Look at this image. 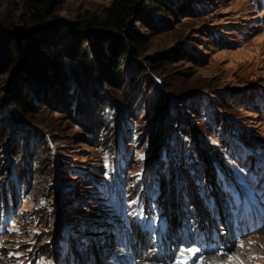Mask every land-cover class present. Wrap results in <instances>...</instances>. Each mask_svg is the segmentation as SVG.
<instances>
[{
  "label": "rangeland",
  "instance_id": "rangeland-1",
  "mask_svg": "<svg viewBox=\"0 0 264 264\" xmlns=\"http://www.w3.org/2000/svg\"><path fill=\"white\" fill-rule=\"evenodd\" d=\"M111 1L69 0L57 14L70 21L102 15ZM170 2V10H151L152 24L137 2L132 21L147 47L135 82L129 72L107 80L96 66L68 104L35 99L30 114L0 109V229L7 235L0 264H53L58 252L61 264H74L73 247L97 249L86 234L96 236L98 250L108 245L102 258L117 264L111 255L127 252L117 251L116 231L106 227L117 219L115 192L130 203L142 197L164 205L174 227L181 204L193 208L186 193L198 197L197 179H246L253 162L264 161V0ZM2 24L31 26L24 0H0ZM9 82L0 76L1 98ZM185 221L196 227L193 216ZM248 234L235 235L231 253L210 257L264 264V225ZM138 259L133 264H150Z\"/></svg>",
  "mask_w": 264,
  "mask_h": 264
},
{
  "label": "trees",
  "instance_id": "trees-1",
  "mask_svg": "<svg viewBox=\"0 0 264 264\" xmlns=\"http://www.w3.org/2000/svg\"><path fill=\"white\" fill-rule=\"evenodd\" d=\"M24 1L32 15L31 26L17 31L0 25V76L10 77L9 84L1 88L4 95L0 97V109L30 114L35 99L64 100L68 104L96 66L112 82L123 79L126 72L134 82L142 75L140 59L147 39L136 31L132 21L141 0H112L102 15L88 14L72 21L57 14L69 0ZM142 4V13L152 24L157 19L151 10H170L172 2L142 0ZM90 84L98 92L95 83ZM16 122V116L9 112L8 124Z\"/></svg>",
  "mask_w": 264,
  "mask_h": 264
},
{
  "label": "built area",
  "instance_id": "built-area-1",
  "mask_svg": "<svg viewBox=\"0 0 264 264\" xmlns=\"http://www.w3.org/2000/svg\"><path fill=\"white\" fill-rule=\"evenodd\" d=\"M109 222V221H108ZM106 225V224H105ZM106 227L108 228V229H110V227H111V224H110V222H109V224H107L106 225ZM106 229V228H105ZM77 233L78 232H74V231H72V237L71 236H69L70 238H73V240H75V241H79V240H77L78 238H77ZM103 237H105L106 238V240H108L109 241V235H102ZM6 237H7V235L6 236H3V237H0V246L3 244V242L6 240ZM90 236L89 235H87L86 234V238L88 239ZM76 242V243H77ZM82 245V247H85L84 249H85V254L82 256H80V259H81V261H82V264H91V262H94L93 260H92V258H94V254H92V256L90 255V253H89V251H87V247L85 246L86 245V243H83V244H81ZM109 245H110V243H109ZM108 247V245H106L105 247H103V249L104 248H107ZM60 252H58L57 253V255L59 254ZM56 255V256H57ZM105 255V254H104ZM104 257V256H103ZM111 258H112V255H111ZM97 259V258H96ZM96 264H108L109 263V261L106 259V257H105V259H103V258H101L100 260H97L96 262H95ZM110 264V263H109Z\"/></svg>",
  "mask_w": 264,
  "mask_h": 264
},
{
  "label": "bare ground",
  "instance_id": "bare-ground-1",
  "mask_svg": "<svg viewBox=\"0 0 264 264\" xmlns=\"http://www.w3.org/2000/svg\"><path fill=\"white\" fill-rule=\"evenodd\" d=\"M180 204V201H179V199H178V201H177V205H179ZM181 213H183V215L186 213L185 212V210L184 209H181L180 207L178 208V214L180 215V216H182V214ZM176 218H177V215H175V219H173V221H175L176 220ZM205 227V226H204ZM176 238V237H175ZM173 243V242H172ZM237 253H238V251H237ZM85 254V252H82V255H84ZM241 255H242V252H239V256L241 257ZM149 257H150V259H155V260H157L156 258H155V253H154V249L152 250L151 249V251L149 252V255H148ZM215 256V255H214ZM217 256H219V255H217ZM224 257V256H223ZM148 259V258H147ZM225 260H228V259H225V258H217V259H213V258H209L208 259V261H206V262H204L203 264H223L224 262H225ZM225 264V263H224Z\"/></svg>",
  "mask_w": 264,
  "mask_h": 264
},
{
  "label": "snow or ice",
  "instance_id": "snow-or-ice-1",
  "mask_svg": "<svg viewBox=\"0 0 264 264\" xmlns=\"http://www.w3.org/2000/svg\"><path fill=\"white\" fill-rule=\"evenodd\" d=\"M141 159L143 158V157H140ZM189 251H192V249H189Z\"/></svg>",
  "mask_w": 264,
  "mask_h": 264
}]
</instances>
